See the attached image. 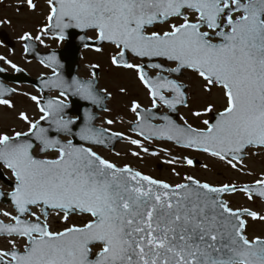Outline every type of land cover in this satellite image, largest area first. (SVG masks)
Here are the masks:
<instances>
[{"label": "snow or ice", "instance_id": "6c2138e0", "mask_svg": "<svg viewBox=\"0 0 264 264\" xmlns=\"http://www.w3.org/2000/svg\"><path fill=\"white\" fill-rule=\"evenodd\" d=\"M25 2L36 10L35 0ZM46 4L40 34L25 31L20 41L43 44L42 35L64 41L70 29L95 33L94 38L80 39H94L100 46L84 47L100 53L103 44L110 45L111 65L134 72L151 98V108H141L136 100L130 106L136 116L134 130L145 140L172 141L241 172L246 171V158L264 152V0H46ZM4 23L11 21L0 20ZM24 51H30L27 43ZM135 59L139 62H132ZM41 63L52 69V76L42 80L44 88L59 89L61 97L71 92L101 105L111 95L107 89L97 90L95 72L87 81L65 80L57 71L55 53ZM185 73L198 78L205 97L217 90L222 106L218 109L208 99L193 110L188 85L177 78ZM15 91L0 85V105L14 109L6 96ZM119 91L127 93L124 87ZM30 99L39 119L21 110L18 119L27 130L0 132V166L14 180L8 196L15 209V215L0 213L9 221L0 220V238L8 245L0 248V264H264V237L250 238L245 219L264 222V215L234 209L223 198L243 193L249 200L264 199V172L252 184L213 186L188 175L173 185L128 165L119 167L91 147L75 143L76 138L105 143L108 130L91 126L90 114L74 131L77 120L65 115L63 100L35 95ZM161 106L172 113L182 106L197 119L208 118L196 127L183 115L177 122L168 113L153 112ZM61 134L71 138L61 140ZM121 137L112 132L108 139ZM123 138L149 151L140 140ZM177 159L164 163L175 164ZM183 159L195 166L194 159ZM52 216L65 226L53 229ZM72 217L80 222L68 223Z\"/></svg>", "mask_w": 264, "mask_h": 264}, {"label": "rangeland", "instance_id": "374dc122", "mask_svg": "<svg viewBox=\"0 0 264 264\" xmlns=\"http://www.w3.org/2000/svg\"><path fill=\"white\" fill-rule=\"evenodd\" d=\"M36 10H30L27 7L25 0H3L0 3V20H8L11 23L0 24V34L4 36V33L11 40V46L5 48L4 41L0 38V56H4L7 60L17 64L18 66L26 67L25 69L33 73L34 75L46 74L50 70L47 69L44 65L33 61L27 62V64L21 61V56L23 57V41H20L19 36L22 35L25 31L30 32L33 36L40 34L39 29L45 23V16L47 14V4L45 0H37ZM19 6V8H18ZM42 40L44 41L41 44L39 41H35L39 46L40 52H47L51 49H60L64 41H58L51 38L49 35H42ZM5 46V47H4ZM113 49L105 48L104 52L106 55L113 53ZM83 60V58H82ZM102 60V59H101ZM93 62L92 59L85 56L84 60L80 62L82 66V71H86V66H91ZM104 64L107 63V57L103 61H99ZM24 64V65H22ZM9 71V68L5 66ZM106 70H102L101 78L99 81L100 89L107 88L114 93L113 98L109 103L113 102L112 100H126V94L120 93L119 89L121 85L126 81H130L132 85L131 93L133 96L136 95L135 100H140L144 105L148 104L149 96L147 91L142 88L139 84L138 79L135 74L132 72L125 71H114L109 70L103 66ZM79 73V72H78ZM135 79V81H134ZM188 85V92L190 97V106L193 110L199 108L206 102V100L211 99L216 102V106L219 109L221 101L218 98L217 90H213L212 97H205L200 91V81L195 75L191 73H185L183 78H179ZM124 80V81H123ZM16 90L11 96L10 101L15 105L14 109H9L6 106L0 105V132H7L12 134V131H25L27 130V125L18 119V112L23 110L25 111L30 118L36 119L39 117V114L36 112L34 102L30 99L34 95L30 89L25 87L18 88L14 87ZM25 93L27 95H25ZM111 96V95H110ZM130 100V99H129ZM108 103V102H107ZM111 107L114 108V105L111 104ZM112 116L110 117L113 121L110 124V128L122 133L125 137L131 139H138L141 141L143 147L148 148V152H143L141 148L136 145L129 143L128 139H124L121 143H118L116 148L113 151L95 149V151L104 159L109 160L110 162L116 164L119 167L128 165L129 167L142 172L145 175H149L155 179H160L170 184L182 183L184 182V177L191 175L194 178L200 180L201 182H207L213 186H220L225 183H253L254 180L264 172V154L261 153L259 156H249L245 160L246 171L241 172L236 169H232L226 163L219 161L217 158L211 157L206 153H197L188 149L178 148L173 144H168L166 142H159L156 140L146 141L139 136H134L129 133L126 127V123H132L133 121L124 117L123 121L121 118H117L115 110L109 111ZM180 116L183 115L189 123L193 124L196 127H202L201 121L208 118L207 116H202L199 119L193 117L189 112V109L182 108L179 112ZM128 116V115H127ZM108 116H104L107 118ZM126 122V123H125ZM156 123H159L157 121ZM100 124H103L101 121ZM125 129V133L122 131ZM136 152L138 155H133L132 153ZM155 152L157 155H152L151 153ZM49 157L54 155L53 153L47 154ZM196 158L201 161L202 166H189L184 161V157ZM173 157L178 158L175 164L164 163L166 160H170ZM206 165V167H205ZM5 175L8 178V181H14L10 177V172L4 169ZM251 172L252 174H247ZM176 173H179L177 175ZM0 188L3 192L9 193L11 189L4 184L0 185ZM227 200L231 207L235 208H249L253 211H256L260 214L264 212V204L261 201L255 199L248 200L246 195L243 193H236L233 195H228L224 197ZM3 211H8L15 215V211L11 205L0 204V213ZM0 220H3L5 223L9 222L8 218H5L0 214ZM80 220L77 217H72L68 223H79ZM50 223L52 224L53 229H62L65 224L58 220L56 217H50ZM252 230L249 231V237L255 235H264V223L256 222L251 225ZM8 247L6 240L0 238V248Z\"/></svg>", "mask_w": 264, "mask_h": 264}, {"label": "water", "instance_id": "95a60500", "mask_svg": "<svg viewBox=\"0 0 264 264\" xmlns=\"http://www.w3.org/2000/svg\"><path fill=\"white\" fill-rule=\"evenodd\" d=\"M82 35H86V33H82L78 29H70L68 32L67 38L65 39L66 44H65L64 48L60 51H51L47 54H39L37 52V49H36L37 47H33L31 45L30 41H27L26 43L28 45H30V51L26 52V54H27L28 58L36 57L38 60L41 61L44 57L55 53L56 59L59 63V67L57 68V71L60 73V75L67 81H71L73 78L78 79V77L76 75V70L79 67L78 62L80 60V50L82 48H84V43H89V44H92L95 46H100L99 43H97V42L91 43L88 40L87 41H81L80 37ZM95 71H96L95 72V74H96L95 84H96V88H97L98 70H95ZM46 78H48V77H41L37 80H32L31 78L23 75V79H21V75L8 76V75L4 74L2 71H0V85H1V80H7V81H13V82H20V81L28 82L30 84H34L41 91L43 96H45L49 91L52 90V89L44 88V86L42 84V80L46 79ZM3 87H5V86H3ZM100 94L102 95V92H100ZM8 95H11V93L7 94V96ZM64 97H66L69 100L68 104L64 103L65 105H67V107L65 108V115L67 117H71V118H72V116H76V119H74V120H77V123L74 127V131H78L79 128L84 125L86 113H88L92 116V120L90 121V124H91V126L95 127L94 123H95L97 116L94 112L99 111V110H103L106 107L104 103L108 99V96H105L104 101L101 105H94L91 101L81 99L79 96L73 95L71 92L66 93V96H64ZM153 112H156V111L153 110ZM169 115L172 116V118L178 122L179 118L177 116V112H175V113L170 112ZM41 123L44 127L48 126L46 121H43ZM149 123L152 124V120H150ZM134 127H135V124L133 125V129H134ZM134 132L137 134V131L134 130ZM50 134L55 135V133H50ZM110 135L111 134H109L107 132L105 133V143H103V144H89L87 142L80 141L78 138H76L74 140V142L77 144H83L85 147L95 146V147L114 149L116 143L121 141L122 137L121 138H113V139L109 140L108 137ZM62 137H68V136L61 134L59 136V138L62 140ZM69 138H71V137H69ZM152 139H155V138H152ZM156 140H158V139H156ZM160 141H166V140H160ZM168 142H172V141H168ZM177 146H179V145H177ZM40 155H44V154H40ZM194 161H195V164L201 165V162H199L197 160H194ZM1 167L2 166H0V181H2L4 184H6L12 188V185L14 184V182L12 183V182L8 181V179L5 177L4 173L2 172ZM224 195H226V194H224ZM0 203H3L5 205L11 204L8 194H7V198H6L5 194L0 191Z\"/></svg>", "mask_w": 264, "mask_h": 264}, {"label": "flooded vegetation", "instance_id": "af4514ba", "mask_svg": "<svg viewBox=\"0 0 264 264\" xmlns=\"http://www.w3.org/2000/svg\"><path fill=\"white\" fill-rule=\"evenodd\" d=\"M87 36L88 37H92V38H94V36H95V33H93V32H88L87 33ZM91 40H94V39H91ZM12 44V43H11ZM105 48H111V49H113L110 45H108V44H105V45H103V51L102 52H100V53H97L96 51H94V49H92V48H88V49H84V50H82V52H81V59H80V62H82L83 60H84V58H85V56H87V58H89V59H92L93 60V62L90 64L91 66L92 65H94V64H98L99 65V70H98V73H99V80H100V78H101V74H102V70L104 69V70H106L105 68H103V66H105L106 68H107V71L109 70V72L108 73H110V71L111 70H114V71H125V72H132V71H129V70H124V69H120V68H116L115 66H113V65H111V62H110V56H111V54H109V55H106V53L104 52V49ZM114 50V49H113ZM2 57H4V56H2ZM105 57H107V63L108 64H104V63H102L101 64V62H99V61H103V59L105 58ZM82 58H83V60H82ZM102 59V60H101ZM130 59H131V57H130ZM23 60V63L24 64H27V60H26V58L23 56H21V61ZM6 61H9V60H6ZM132 62H139V60L138 59H135V60H133ZM29 63V62H28ZM24 64H22V65H24ZM91 66H86V71H82V66L80 65V69L78 70V74H79V76L80 77H82V78H84V79H91L92 78V75H93V68L91 67ZM19 67H21L30 77H32V78H38L39 76H41L42 74H39V75H34L33 73H31L30 71H28V70H26L25 68L26 67H23V66H20L19 65ZM8 71V70H7ZM147 71L149 72V74L151 75V74H154L153 73V70L152 69H147ZM8 72H10V73H12L13 71H8ZM132 73H134V72H132ZM52 74V71H50L49 73H46V74H43V75H51ZM135 74V73H134ZM178 79L179 78H181V77H177ZM183 78V77H182ZM124 81V80H123ZM134 81H135V79H134ZM136 82V81H135ZM139 84H140V82H139ZM13 86V85H12ZM140 86L142 87V84H140ZM13 87H15V86H13ZM16 87H18V88H23V87H25V88H27V89H30L29 91H32L33 93H34V95L35 96H37V97H39V98H42V100H47V99H49V98H58V99H60V100H63V102H66V100L63 98V97H61L60 95H59V91H57V90H55V91H51L50 92V95L48 96V97H45V98H43V96L41 95V93H40V90H38V89H36L34 86H31V85H27V84H25V83H19ZM100 87V86H99ZM121 87H124V88H126L127 89V93H126V97H127V99L126 100H112L113 102H111V103H109V101L111 100V97L113 98V95H114V93L113 92H111L110 90H108L107 88H105V89H107V91L111 94V96H109V100L107 101L108 103H107V109H108V111H104V109L102 110V111H95V114H96V120H95V123H94V125L96 126V128H98V129H107L108 130V132H118V131H116V130H113V129H111L110 128V124H107L106 123V121L107 120H112L110 117L112 116V114H110L109 113V111H111V110H115V114H116V117L119 119V118H121L122 120L121 121H123V118L126 116V117H128V118H130L133 122L136 120V116H135V114L134 113H132L131 111H130V106H131V101L132 100H135V98H136V95L135 96H133L132 95V93H131V89H132V85H131V82L130 81H126L125 83H123L122 85H121ZM102 89V88H101ZM114 99V98H113ZM130 99V100H129ZM140 105H141V108H151V98L149 97V100H147V102H148V104L146 105H144L140 100H136ZM111 104H113L114 105V108H112L111 107ZM34 105H35V109H36V112L39 114V116H40V113H39V110H38V108H37V106H36V104H35V102H34ZM182 106H179L178 107V113L182 110ZM154 110V109H153ZM156 112V114L157 115H161V114H164V113H168L169 114V112H168V110L166 109V108H164L163 106H161L160 108H159V110H155ZM128 115V116H127ZM180 115V114H179ZM104 116H108L107 118H104ZM73 118H75V117H73ZM72 118V119H73ZM36 119H39V117H37ZM103 122V124H100V122ZM126 123V122H125ZM127 125H126V127H127V130L129 131V133L131 134V135H133L132 133H131V127H132V124L130 123H126ZM26 131V130H25ZM124 133H125V129L124 130H122ZM135 136V135H134ZM123 137H125L124 135H123ZM263 153V152H262ZM264 154V153H263ZM245 184H248V183H245ZM249 200V199H248ZM264 204V203H263ZM262 215H264V212H263V214ZM247 219V221H248V224H247V229H246V233H247V235L249 236V231H250V229L252 230V228H251V225L252 224H254V223H256V222H261V221H253V220H251V218H246ZM261 223H264V222H261ZM255 236H260V235H255ZM254 237V236H253ZM262 237H264V235L262 236ZM250 238H252V237H250Z\"/></svg>", "mask_w": 264, "mask_h": 264}]
</instances>
